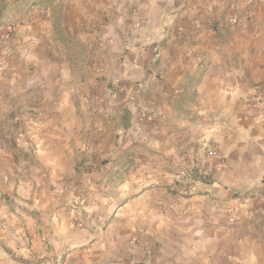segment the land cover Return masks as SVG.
Returning a JSON list of instances; mask_svg holds the SVG:
<instances>
[{"label":"crops","instance_id":"crops-1","mask_svg":"<svg viewBox=\"0 0 264 264\" xmlns=\"http://www.w3.org/2000/svg\"><path fill=\"white\" fill-rule=\"evenodd\" d=\"M262 32L264 0H0V264H264Z\"/></svg>","mask_w":264,"mask_h":264},{"label":"rangeland","instance_id":"rangeland-1","mask_svg":"<svg viewBox=\"0 0 264 264\" xmlns=\"http://www.w3.org/2000/svg\"><path fill=\"white\" fill-rule=\"evenodd\" d=\"M260 37L264 39V32H262ZM76 66H77V64H76ZM51 68H52V66H51ZM25 114L33 115V111H30L27 109H22V108L14 109L13 111H11V114L9 116V118H10L9 120H24L21 117L24 116ZM5 116H6V113H3V119L1 118V120H8V119H6ZM144 250L147 252L149 250V248L148 249L144 248Z\"/></svg>","mask_w":264,"mask_h":264},{"label":"built area","instance_id":"built-area-1","mask_svg":"<svg viewBox=\"0 0 264 264\" xmlns=\"http://www.w3.org/2000/svg\"><path fill=\"white\" fill-rule=\"evenodd\" d=\"M228 23L229 24H235L236 23V20L234 18H229L228 19ZM7 52H9V50H7ZM1 72H2V67L0 65V77H1ZM90 104H94L95 103V100L90 98V100H88ZM215 155V153L213 151H210L208 152V156L209 157H213Z\"/></svg>","mask_w":264,"mask_h":264},{"label":"trees","instance_id":"trees-1","mask_svg":"<svg viewBox=\"0 0 264 264\" xmlns=\"http://www.w3.org/2000/svg\"><path fill=\"white\" fill-rule=\"evenodd\" d=\"M170 193H173V194H174V193H176V192H170Z\"/></svg>","mask_w":264,"mask_h":264}]
</instances>
